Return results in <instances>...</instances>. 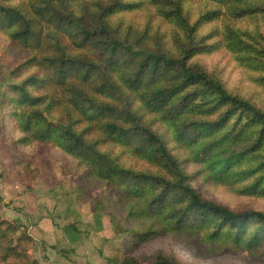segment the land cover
<instances>
[{"label": "trees", "instance_id": "16d2710c", "mask_svg": "<svg viewBox=\"0 0 264 264\" xmlns=\"http://www.w3.org/2000/svg\"><path fill=\"white\" fill-rule=\"evenodd\" d=\"M179 1L148 0L185 32L177 56L163 52L159 44L149 49L117 36L107 17L136 7L122 0L80 15L72 9L71 0H24L21 7L0 5V27L34 54L32 62L44 72L45 79L33 77L25 82L42 91L37 96L25 83L17 87L15 103L22 110L16 119L37 141L52 140L88 163L101 179L140 201L141 216L158 217L173 230L213 225L212 237L227 229L236 242L251 236L250 246L264 236V213L234 212L202 198L188 184V176L164 140L131 107L135 100L153 113L171 132L174 142L186 147L191 160L205 165L214 179L243 180L264 171V111L188 64L189 58L209 46L203 38L194 37V27ZM208 1L215 5L211 16L224 21L264 15V0ZM235 39L234 46L240 50L249 48L240 36L235 35ZM48 108L61 111L66 122L54 124L46 115ZM76 127L82 130L76 131ZM88 134L99 138L89 142L85 140ZM248 134L254 136L252 144L234 150L237 141ZM99 143L121 145L161 172L123 168L97 148ZM249 162H254L253 166L241 170L239 165ZM261 180L256 177L252 187H258ZM0 203L10 207L1 197ZM254 223L258 226L249 233ZM6 230L14 233L10 225ZM42 250L45 252V247ZM121 264L140 263L126 259ZM151 264L183 263L159 258Z\"/></svg>", "mask_w": 264, "mask_h": 264}, {"label": "rangeland", "instance_id": "374dc122", "mask_svg": "<svg viewBox=\"0 0 264 264\" xmlns=\"http://www.w3.org/2000/svg\"><path fill=\"white\" fill-rule=\"evenodd\" d=\"M111 1L71 0L70 4L80 15L97 12ZM122 1L136 7L107 17L120 39L149 49L159 44L170 56L179 54L178 44L186 37L174 20H166L148 0ZM22 2L0 0V5L21 7ZM179 3L194 27V37L203 38L209 46L189 58L188 64L264 111V15L224 21L211 16L215 9L211 1ZM235 35L249 48L234 46ZM33 57L0 27V197L10 206L0 203V264H108L107 260L109 264H121L126 259L151 264L159 258L183 264H264V236L249 246L251 236L236 242L227 229L212 237L213 225L173 230L158 217L141 216L140 201L101 179L88 163L63 151L52 140L39 142L33 133L23 131L16 119L22 110L15 103L16 89L33 77L45 80ZM24 85L32 95L42 93ZM45 106L46 102L42 108ZM131 107L164 140L188 176V184L202 198L234 212L264 213V171L243 180L214 179L205 165L191 160L186 147L174 142L171 132L153 113L135 100ZM46 115L54 124L66 122L59 110L48 108ZM253 137H242L233 149L251 145ZM98 138L96 134L85 135L89 142ZM97 148L123 168L161 172L121 145L99 143ZM253 164L239 166L246 170ZM256 177L262 180L253 188ZM8 225L14 229L13 234L7 232ZM257 226L251 224L249 233ZM60 250L63 252L58 253Z\"/></svg>", "mask_w": 264, "mask_h": 264}, {"label": "crops", "instance_id": "0c3cea01", "mask_svg": "<svg viewBox=\"0 0 264 264\" xmlns=\"http://www.w3.org/2000/svg\"><path fill=\"white\" fill-rule=\"evenodd\" d=\"M62 264V263H61Z\"/></svg>", "mask_w": 264, "mask_h": 264}]
</instances>
